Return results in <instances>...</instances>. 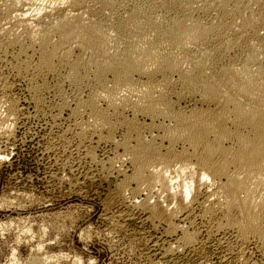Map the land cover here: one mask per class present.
I'll return each instance as SVG.
<instances>
[{
  "label": "bare ground",
  "instance_id": "bare-ground-1",
  "mask_svg": "<svg viewBox=\"0 0 264 264\" xmlns=\"http://www.w3.org/2000/svg\"><path fill=\"white\" fill-rule=\"evenodd\" d=\"M0 65L70 110L85 159L112 145L117 191L181 233L166 255L200 243L196 217L264 255V0H0ZM1 72L0 140L23 115Z\"/></svg>",
  "mask_w": 264,
  "mask_h": 264
},
{
  "label": "rangeland",
  "instance_id": "rangeland-1",
  "mask_svg": "<svg viewBox=\"0 0 264 264\" xmlns=\"http://www.w3.org/2000/svg\"><path fill=\"white\" fill-rule=\"evenodd\" d=\"M0 69L12 87L9 98L24 115L12 136L0 140V264H264L254 242L241 255L231 233L207 236L199 217L188 231L200 232V243L166 255L181 233L171 237L164 223L148 221L121 196L117 184L130 169L124 164L125 174L118 175L115 163L107 174L112 145L91 143L96 162L85 159L76 151L70 110L57 116L53 92L45 95L43 111L36 110L26 81ZM49 83L54 86V80ZM115 133L118 140L121 131Z\"/></svg>",
  "mask_w": 264,
  "mask_h": 264
}]
</instances>
